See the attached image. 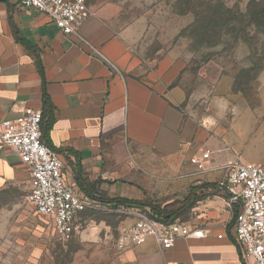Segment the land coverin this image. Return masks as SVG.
Segmentation results:
<instances>
[{
	"label": "crops",
	"instance_id": "crops-1",
	"mask_svg": "<svg viewBox=\"0 0 264 264\" xmlns=\"http://www.w3.org/2000/svg\"><path fill=\"white\" fill-rule=\"evenodd\" d=\"M129 59L121 37L93 11L66 36L46 16L0 0V124L39 112L42 140L75 192L85 196L76 170L95 198L177 197L171 223L205 232L163 252L153 239L119 250L117 236H95L93 264H245L234 239L237 207L218 186L233 160L223 156L226 132L189 113L181 89L166 91L131 71ZM214 90L227 95L231 79L223 76ZM200 150L209 157L190 163ZM30 191L28 171L0 141V197L28 202Z\"/></svg>",
	"mask_w": 264,
	"mask_h": 264
},
{
	"label": "rangeland",
	"instance_id": "rangeland-1",
	"mask_svg": "<svg viewBox=\"0 0 264 264\" xmlns=\"http://www.w3.org/2000/svg\"><path fill=\"white\" fill-rule=\"evenodd\" d=\"M258 1L87 0V6L121 37L131 71L166 91L181 89L189 113L205 116L219 135L226 132L223 156L264 165V29L251 15L260 11L253 5ZM223 76L231 79V90L221 96L214 88ZM178 199L131 200L170 210ZM148 212L139 214L151 219ZM130 217L88 211L79 232L64 240L25 199L0 197V264H93L94 237H116Z\"/></svg>",
	"mask_w": 264,
	"mask_h": 264
},
{
	"label": "built area",
	"instance_id": "built-area-1",
	"mask_svg": "<svg viewBox=\"0 0 264 264\" xmlns=\"http://www.w3.org/2000/svg\"><path fill=\"white\" fill-rule=\"evenodd\" d=\"M22 10L46 16L63 34L76 35L90 15L87 0H4ZM41 114L26 109L15 121L0 124V141L10 148L25 166L30 176L29 204L37 215L50 219L56 233L64 240L73 238L80 230L82 215L88 211L128 213L134 222L120 226L116 237L119 250L138 247L153 239L159 249L171 250L178 240L200 239L202 229L180 223H163L140 215L137 208L102 204L97 198L80 195L66 181L63 162L42 140ZM200 150L190 163L199 164L209 157ZM219 188L225 190L230 202L237 207L234 239L245 264H264V165L229 161Z\"/></svg>",
	"mask_w": 264,
	"mask_h": 264
},
{
	"label": "trees",
	"instance_id": "trees-1",
	"mask_svg": "<svg viewBox=\"0 0 264 264\" xmlns=\"http://www.w3.org/2000/svg\"><path fill=\"white\" fill-rule=\"evenodd\" d=\"M254 6L258 7L260 11L258 13L251 14L254 18V23H256V27L260 28L262 27L264 29V0H260L257 3H253ZM258 21V22H257ZM262 24V25H261ZM41 118L43 120V116L41 115ZM41 120V123H42ZM50 121V119H49ZM41 130V126H40ZM75 176L77 178V184L79 185L80 191L85 193V196L90 199H96L91 193H89L85 186L86 184H82V176L78 171L75 170ZM102 204H111L115 207L122 206L125 208H137V209H148V216L151 219H154L155 221L163 222V223H171L173 220H175L178 217V206L174 209L168 210L166 207H161L158 204H154L152 201H136L131 199H125L121 197H115L112 199H100L97 198ZM194 201V199L190 200L189 203ZM187 199L184 198L182 205L185 207L187 205Z\"/></svg>",
	"mask_w": 264,
	"mask_h": 264
}]
</instances>
